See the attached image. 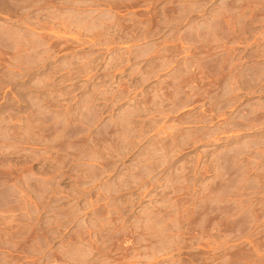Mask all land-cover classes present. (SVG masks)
I'll use <instances>...</instances> for the list:
<instances>
[{
	"label": "rangeland",
	"instance_id": "obj_1",
	"mask_svg": "<svg viewBox=\"0 0 264 264\" xmlns=\"http://www.w3.org/2000/svg\"><path fill=\"white\" fill-rule=\"evenodd\" d=\"M0 264H264V0H0Z\"/></svg>",
	"mask_w": 264,
	"mask_h": 264
}]
</instances>
